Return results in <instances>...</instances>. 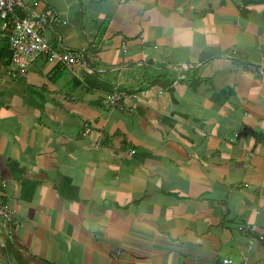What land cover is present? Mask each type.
<instances>
[{
  "label": "crops",
  "instance_id": "crops-1",
  "mask_svg": "<svg viewBox=\"0 0 264 264\" xmlns=\"http://www.w3.org/2000/svg\"><path fill=\"white\" fill-rule=\"evenodd\" d=\"M24 1L84 60L0 23V264H264V0Z\"/></svg>",
  "mask_w": 264,
  "mask_h": 264
},
{
  "label": "built area",
  "instance_id": "built-area-1",
  "mask_svg": "<svg viewBox=\"0 0 264 264\" xmlns=\"http://www.w3.org/2000/svg\"><path fill=\"white\" fill-rule=\"evenodd\" d=\"M22 13H28L24 0H0L1 28L8 32L7 37L11 50V61L16 65L19 76L25 77L28 73L29 66L41 54H48L51 59L72 69L82 63L84 59H78L70 51L56 52L50 49V44L42 35V31L49 25V20L45 14L23 16ZM124 95L117 88H114L106 96L105 101L108 105L118 108L121 107L120 99ZM131 96L136 97L135 94ZM88 131L89 128H86L85 132ZM261 143L264 145V134ZM14 217L15 214L12 209L5 205L0 206V219L11 222L15 219ZM238 229L246 235H251L246 245L248 252L252 244V233L256 227L252 224H247L240 225ZM247 252L241 254L240 264H248ZM215 264H234V261L231 257L222 256Z\"/></svg>",
  "mask_w": 264,
  "mask_h": 264
},
{
  "label": "water",
  "instance_id": "water-1",
  "mask_svg": "<svg viewBox=\"0 0 264 264\" xmlns=\"http://www.w3.org/2000/svg\"><path fill=\"white\" fill-rule=\"evenodd\" d=\"M136 75H138V74H136Z\"/></svg>",
  "mask_w": 264,
  "mask_h": 264
}]
</instances>
